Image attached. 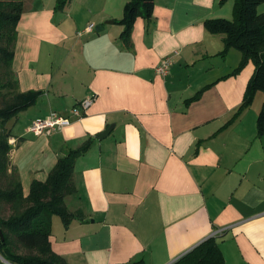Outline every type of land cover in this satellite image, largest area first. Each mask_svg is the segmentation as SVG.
I'll use <instances>...</instances> for the list:
<instances>
[{
    "label": "crops",
    "instance_id": "obj_1",
    "mask_svg": "<svg viewBox=\"0 0 264 264\" xmlns=\"http://www.w3.org/2000/svg\"><path fill=\"white\" fill-rule=\"evenodd\" d=\"M55 2L23 0L11 68L20 93L42 95L8 123L9 170L24 196L66 151L92 142L74 164L76 192L64 200L76 217L67 228L52 218V252L66 264H173L223 231L224 264H264V136L256 132L263 94L228 124L254 66L233 74L241 54L221 55L224 36L203 27L231 20L234 0H155L128 45L116 23L128 0H70L61 12ZM90 25L95 33L77 35ZM166 57L172 66L159 76ZM92 97L85 115L60 131H28L51 113L71 118Z\"/></svg>",
    "mask_w": 264,
    "mask_h": 264
},
{
    "label": "trees",
    "instance_id": "obj_2",
    "mask_svg": "<svg viewBox=\"0 0 264 264\" xmlns=\"http://www.w3.org/2000/svg\"><path fill=\"white\" fill-rule=\"evenodd\" d=\"M228 0H218L223 5ZM70 0H56L54 12H61ZM155 0H128L123 8L122 18L116 23L123 26L120 38L128 45L134 22L152 18ZM264 0H234L233 18L207 19L203 22L205 31L211 35H223L224 55L235 49L241 60L233 74L238 73L248 62L254 66L241 105L228 122L235 121L253 103L257 92L263 94V101L256 119V132L264 136V12L257 7ZM23 10V0H0V203L10 209V215L0 216V256L8 264H66L55 255L49 245L53 217L60 218L67 228L76 217L69 213L65 198L76 192L72 175L77 158L91 147L90 140L76 150H68L60 157L45 182L33 181L27 196L23 195L18 175L9 170L11 137L8 123L20 113L34 106L42 95L40 91L20 93L12 61L17 36V25ZM199 92L192 100H196ZM223 234V233H222ZM213 234L180 257L173 264H224L217 238ZM2 238V239H1ZM19 247L32 255H19ZM0 264H4L0 261Z\"/></svg>",
    "mask_w": 264,
    "mask_h": 264
},
{
    "label": "built area",
    "instance_id": "obj_3",
    "mask_svg": "<svg viewBox=\"0 0 264 264\" xmlns=\"http://www.w3.org/2000/svg\"><path fill=\"white\" fill-rule=\"evenodd\" d=\"M93 31V26L90 25L86 27L83 31L77 33L78 36H81L83 33H90ZM172 60L170 57L162 59L159 65L156 67L155 72L159 76H165L169 69L172 66ZM94 98L84 99L75 104V106L70 110V117H65L58 115L56 113H51L49 116L43 119L34 120L28 131L35 136H48L52 133L60 131L62 128L69 126L72 123V119L79 120L81 119L89 107L92 105ZM223 231H217L215 234L221 235Z\"/></svg>",
    "mask_w": 264,
    "mask_h": 264
},
{
    "label": "rangeland",
    "instance_id": "obj_4",
    "mask_svg": "<svg viewBox=\"0 0 264 264\" xmlns=\"http://www.w3.org/2000/svg\"><path fill=\"white\" fill-rule=\"evenodd\" d=\"M91 11H92L93 14H97L99 12V1L95 2L93 4V8L91 9ZM95 20H98V19L95 17ZM227 20H230V19H227ZM98 25L99 24L95 23V27L98 26ZM93 33H95L94 30H93ZM9 215H10V209H9L8 205H6L5 203H0V216L2 218L6 219ZM15 251L19 255H32V254H34L33 252L26 251V250L21 249L19 247H17L15 249Z\"/></svg>",
    "mask_w": 264,
    "mask_h": 264
},
{
    "label": "water",
    "instance_id": "obj_5",
    "mask_svg": "<svg viewBox=\"0 0 264 264\" xmlns=\"http://www.w3.org/2000/svg\"><path fill=\"white\" fill-rule=\"evenodd\" d=\"M95 30H96V31H101V27H96ZM110 130H111V127L108 128L105 132H103V133H101L100 135H98V139L101 140V139H103L104 137H106V136L109 134ZM0 237H1V233H0ZM1 239H2V238H1ZM0 261H1L2 263H4V264H8V263H7V262H6L1 256H0Z\"/></svg>",
    "mask_w": 264,
    "mask_h": 264
}]
</instances>
